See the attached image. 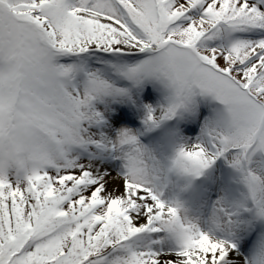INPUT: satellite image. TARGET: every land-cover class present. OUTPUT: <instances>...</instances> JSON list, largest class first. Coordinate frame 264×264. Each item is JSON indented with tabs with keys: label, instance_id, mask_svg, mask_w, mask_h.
Instances as JSON below:
<instances>
[{
	"label": "snow or ice",
	"instance_id": "6c2138e0",
	"mask_svg": "<svg viewBox=\"0 0 264 264\" xmlns=\"http://www.w3.org/2000/svg\"><path fill=\"white\" fill-rule=\"evenodd\" d=\"M0 264H264V0H0Z\"/></svg>",
	"mask_w": 264,
	"mask_h": 264
}]
</instances>
